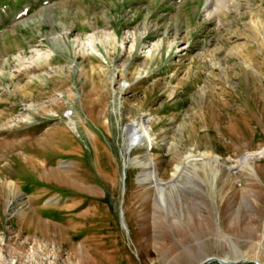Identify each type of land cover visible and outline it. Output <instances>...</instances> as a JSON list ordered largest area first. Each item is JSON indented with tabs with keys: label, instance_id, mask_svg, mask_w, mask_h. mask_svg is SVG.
<instances>
[{
	"label": "rangeland",
	"instance_id": "rangeland-1",
	"mask_svg": "<svg viewBox=\"0 0 264 264\" xmlns=\"http://www.w3.org/2000/svg\"><path fill=\"white\" fill-rule=\"evenodd\" d=\"M225 2L0 0V264H264V0ZM202 152L166 209L129 165Z\"/></svg>",
	"mask_w": 264,
	"mask_h": 264
},
{
	"label": "bare ground",
	"instance_id": "bare-ground-1",
	"mask_svg": "<svg viewBox=\"0 0 264 264\" xmlns=\"http://www.w3.org/2000/svg\"><path fill=\"white\" fill-rule=\"evenodd\" d=\"M205 1H206V5H205L204 10L207 11L208 15L216 13L215 11H210V10L208 11L211 0H205ZM225 1H228V0H218L219 4H216V6L218 7L227 6ZM231 1L234 3L235 0H231ZM251 19H252V24L254 25V28L257 30L259 35L263 36V41H264V22L263 20L261 19V17L255 16L253 13H251ZM150 130H151V127L149 126L147 120H144V119L134 120L132 123H130L127 126V134L130 140L129 150L146 144V148L148 152L149 149H151V145L154 141V138L152 137ZM263 152H264V148L257 151V153H263ZM147 156L148 157H146L145 160L139 159L137 157L129 159L130 160L129 165L131 168L133 167V168L140 169L139 170L140 172L138 173L136 177V184L139 186H142L145 184V185H148L149 188H152L154 190L156 204H158L163 209L167 208L168 199H171V192L173 191V188H175L176 190L179 189V187H177L178 182H174V181L179 180L183 176L187 178L189 177L188 176L189 174H192L191 177L196 176L197 170H198V166H197L198 163L199 164L201 163L203 166H206V167L211 166L212 162H214L215 164H218L217 162L218 158L208 153L202 152L198 155L188 153L183 158L182 161L175 164L171 172L170 180L165 181L160 177V174L158 170L156 169L151 156L149 155ZM187 168H191V170L186 171ZM182 185L183 184H181V186ZM73 193H74L75 198H79L82 195L80 191H74ZM14 201H15L14 198L8 201L6 204L7 208H9L14 203ZM233 248H234L235 253L238 254L239 251H238L237 246L234 245Z\"/></svg>",
	"mask_w": 264,
	"mask_h": 264
},
{
	"label": "water",
	"instance_id": "water-1",
	"mask_svg": "<svg viewBox=\"0 0 264 264\" xmlns=\"http://www.w3.org/2000/svg\"><path fill=\"white\" fill-rule=\"evenodd\" d=\"M206 260V259H205ZM210 260H212V259H210ZM204 262H202L201 264H203Z\"/></svg>",
	"mask_w": 264,
	"mask_h": 264
}]
</instances>
